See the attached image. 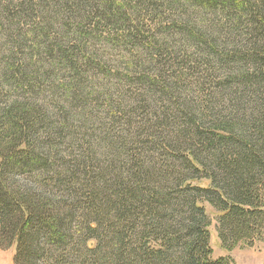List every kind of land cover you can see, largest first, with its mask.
Returning <instances> with one entry per match:
<instances>
[{"label":"trees","instance_id":"1","mask_svg":"<svg viewBox=\"0 0 264 264\" xmlns=\"http://www.w3.org/2000/svg\"><path fill=\"white\" fill-rule=\"evenodd\" d=\"M56 2L63 31L25 50V1L0 0V250L15 264H234L213 257L211 217L222 248L264 228V0ZM160 38L185 52L171 74L105 60L121 47L157 65Z\"/></svg>","mask_w":264,"mask_h":264},{"label":"rangeland","instance_id":"2","mask_svg":"<svg viewBox=\"0 0 264 264\" xmlns=\"http://www.w3.org/2000/svg\"><path fill=\"white\" fill-rule=\"evenodd\" d=\"M23 1H25L27 7L26 13H21L23 17L21 19L17 18L15 24L18 25L20 29H22V36L24 35V33H29V35L22 37V44L25 42L23 46L25 47V50H28V48L30 47L29 45L30 43H32L31 40L34 38L33 34L35 32H41L45 30H52L53 32H57V30L63 31V22L58 20V15L60 14L59 11H61V5H59L56 1L59 0ZM34 18H36L35 21ZM177 40V38H175L174 41L171 38H160L162 46H164V42L165 44L171 45L161 47L165 51L161 55L162 58H160V60L158 58V60L155 61L156 63H158L157 65L150 63L151 58L156 57L155 54H153L155 56H149V53L143 52V54H140V57L144 58L142 59L130 55L128 52L124 51V48L121 47H107L105 49V52L108 57H104L106 61L111 62L110 65L114 66L116 69H118V71H120V74L126 73L136 79L139 76V72L141 75H144L147 68L149 72L152 69L158 70L159 68L163 67L166 73L169 72V74H171L174 70L177 69L176 60H180L182 55L185 54V52L179 54L177 48ZM7 45V38L5 40L4 37V29L0 28V47L3 49H7ZM166 48L169 50H167ZM22 49L23 51H25L24 48ZM171 65H173V67ZM112 82L114 83L113 80ZM197 201H200V205L206 207L211 205L207 202V198L205 197L200 198ZM208 209L212 211L211 208ZM211 219V233L213 236L211 240V247L213 249V257L215 259L228 257L232 259L234 264H264V228L261 230V232H259L261 236L255 239L256 242L254 246H249L246 244V242H241L233 247L230 246L231 249L226 247L222 248L221 243L217 237L216 220L213 217H211ZM159 244L155 243L154 240H150L148 246L157 247L159 246ZM15 254V248L6 251L0 250V264H15Z\"/></svg>","mask_w":264,"mask_h":264}]
</instances>
